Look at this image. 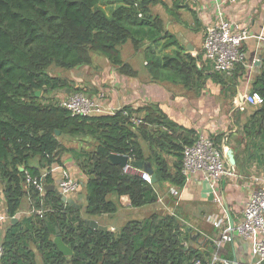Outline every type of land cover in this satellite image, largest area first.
<instances>
[{"label": "trees", "instance_id": "obj_1", "mask_svg": "<svg viewBox=\"0 0 264 264\" xmlns=\"http://www.w3.org/2000/svg\"><path fill=\"white\" fill-rule=\"evenodd\" d=\"M105 2L0 0V171L5 182L7 215L16 217L20 210L25 197L22 183L26 173L40 183L48 184L51 183L50 175H42L40 171L55 163L63 165L58 150L61 146L54 136L56 131L75 138L89 137L96 143L90 151L70 150L72 159L86 178L83 213L90 218H83L82 208L63 203L54 192H45L39 197L31 185L35 206L41 207L43 214L23 219L8 231L0 264H35V253L44 264H191L193 259H208L188 246L187 243L191 244L189 234L181 237L175 229L168 228L171 221L165 223L157 216L127 223L116 233L93 229L87 224V220L95 216L116 211V205L109 197L128 196L131 206L140 208L156 201L152 189L156 183H167L177 192L182 189L185 184L181 173L182 152L198 139L194 130L179 129L178 137L181 136L182 143H174L173 133L178 129L165 119L157 106L152 110L158 116L148 110L151 115L136 128L140 131L145 124L153 123L159 126L158 135H155L160 143L167 144V151L173 150L175 154L171 172L151 148L152 143H149L152 156L144 157L135 140V130L123 115V111L131 113L128 108L114 115L83 118L71 116L58 106L46 109L35 104L37 91L52 94L68 88L66 80L48 73L50 66L71 70L90 65L91 53H99L112 65L120 66L119 47L140 35L143 39L146 32L152 31L154 18L150 15L149 5H154L157 0L108 1L116 3L110 13L99 7ZM164 60L162 68H168L172 59ZM190 65H193L192 61L188 63ZM212 76L216 78L217 75ZM78 91L83 90L75 92ZM251 93L264 99V62L251 85ZM243 127L248 130L245 135L251 140L248 144L252 146L247 145L248 150L255 149L254 137H264V102L250 113ZM221 139L222 136L212 138L218 147H221ZM258 150L264 151V144ZM253 151L249 158H255ZM112 153L127 155L133 161L152 163L157 182L150 184L137 175L122 174L121 168L108 159ZM34 159H37V165L30 163ZM238 160L236 156V167L243 170L244 164L240 165ZM40 200L42 205H39ZM23 223L30 228V233L22 231ZM55 229L72 250L71 257H65L53 244L51 238L56 235ZM29 243L35 245V252ZM226 257L231 259L230 255Z\"/></svg>", "mask_w": 264, "mask_h": 264}, {"label": "crops", "instance_id": "obj_2", "mask_svg": "<svg viewBox=\"0 0 264 264\" xmlns=\"http://www.w3.org/2000/svg\"><path fill=\"white\" fill-rule=\"evenodd\" d=\"M149 8L150 15L154 18V27L151 32H146L145 38L142 39V35H140L139 39L127 41L131 43L129 56L126 53L127 47H122L127 42L119 47L122 65H112L107 60L97 63L92 60L91 65H82L76 68L77 72L80 71V75L74 76V87L84 88L81 90L89 96H95L103 91L106 93V103L112 108L115 110L128 108L129 112L131 111L142 120L147 115H151L150 112L152 115L156 114L152 109H154L153 106H157L165 119L172 122L178 129L173 133L174 143H182L181 136L178 137L181 133L179 129L194 130L198 137L210 139L222 136L221 146L229 147L233 151L234 174L222 178L217 184L216 191L219 201L212 202L220 206V211L207 216V223L211 225L213 233L205 228L204 232L200 231L201 241H197L195 249L208 259L218 251L217 254L220 258L227 259L226 255H230L231 259L229 260L233 261L235 257L238 264H249L252 258L249 242L234 234L230 242L222 244L217 249L216 244L221 238L222 229L216 228L208 221V218L210 216L224 218L229 225V215L234 225H237L241 220L242 210L249 192L256 188L253 178L264 173L263 171L255 176L250 170V165L264 164V151L258 150L264 144V137L258 136L257 139L254 137L252 141L255 149L248 150L247 145H252L248 144L251 140L245 135L248 130H245L243 125L246 124L250 113L246 112L248 109L241 110L237 105L240 94L243 96L246 93H251V85L259 75L264 62V48L256 38L264 34V0H236L235 2L226 0H157V3L149 5ZM219 14L229 22L246 27L254 36L245 45L246 60L240 66L235 67L230 75L216 74L203 60L202 44L205 29L218 21ZM138 55L145 57L142 67L136 61ZM165 58L172 59L168 68L161 66ZM190 61L193 63L192 66L190 65L191 68L188 66ZM152 62L155 63L153 67L151 66ZM212 74L217 75L216 78ZM69 92L66 90V94ZM137 127L132 126L135 130V140L141 146L144 157L152 156L150 153L151 144H149L152 143L151 148L161 156L168 165L169 171L172 172L176 160L175 154L173 150H166L167 144L159 142L157 136L159 126L156 123L145 124V128L140 131H136ZM162 129L166 130L165 127ZM224 139H227L226 145H224ZM252 150H254L255 158L252 156L249 158ZM236 156L237 160L239 158V164H244L243 170L236 167ZM63 160L61 158L62 166L55 163L43 168L40 172L42 175L45 173L51 177V183H45V185L57 188L62 173L66 171L80 185V190L75 195L68 197L71 201L70 204L81 208L84 205V200L77 198L84 195L86 178L74 160L68 159L66 162ZM150 165L154 170V165L152 163ZM262 167L264 168V166ZM202 181L200 174H189L185 178L184 187L178 190L179 202L176 201V205H179L180 201L187 203L198 198L208 201L201 196L200 183ZM152 189L156 195V201L140 208L132 207L128 196H122L120 199L109 197L115 203L116 211L104 216L110 219L122 212L132 213L142 209L141 217V215L150 212L146 209L148 205L162 202L161 198H166L168 193L173 196L171 190L174 188L167 183L160 185L156 183ZM36 209L35 206H32L30 209L20 210L18 215L13 218H10L5 211L6 218H9L10 222L9 224L5 221L4 224L0 223V246L2 248L6 242L8 231L23 219L36 217ZM18 217L19 219H17ZM94 218L89 220L96 221ZM143 220H130L125 224H118L115 221L105 222V224L96 222L98 225L106 227L110 232L116 233L127 223L142 222ZM21 229L29 231L27 234L30 233V228L26 227V223H23ZM54 237L55 235L51 240ZM184 245L186 246V244ZM29 247L32 251L36 249L35 245L30 243ZM34 262L35 264H44L37 253H35Z\"/></svg>", "mask_w": 264, "mask_h": 264}, {"label": "built area", "instance_id": "obj_3", "mask_svg": "<svg viewBox=\"0 0 264 264\" xmlns=\"http://www.w3.org/2000/svg\"><path fill=\"white\" fill-rule=\"evenodd\" d=\"M226 1L235 2L236 0ZM253 37L246 27H240L229 22L219 14L218 21L205 29L202 44L203 60L210 65L213 72L230 75L237 65L243 64L246 60L245 45ZM256 38L264 48V34ZM263 102L264 99L259 94L246 93L243 95V99L237 102V105L243 110L247 107H259ZM57 106L65 109L71 116L83 118L114 115L120 111L106 103V93L103 91L95 96H89L84 91L73 92L59 98ZM123 115L128 118L133 127L142 123V119L132 113L123 111ZM227 149L222 146L218 147L210 138L198 137L194 144L183 149L182 175L187 178L191 173L200 174L203 180H206L213 189H216L222 178L234 174L233 167L229 165L226 159ZM129 160L132 159L129 157ZM121 171L124 175H138L143 181L150 183V176L146 172L137 170L130 165H126ZM26 179L37 191L39 197H43L46 192L45 184L30 177L27 173ZM253 182L256 188L249 192L242 210L241 220L237 225H234L232 230L224 218L210 216L208 221L216 228L222 229L221 238L216 244L217 249L222 244L230 242L233 235L236 234L251 245L252 258L249 264H264V173L253 178ZM56 189L61 195L68 198L79 190V184L64 171ZM214 193L216 194L215 200L219 201L217 191L215 190ZM171 194L177 196L178 192L172 189ZM42 203L43 201L40 200L39 205ZM35 212L40 217L43 214L41 207L37 208ZM1 221L2 217H0V223ZM217 253L218 251L205 261L193 259L191 264H233L232 260L220 258ZM3 254L4 249L0 246V258Z\"/></svg>", "mask_w": 264, "mask_h": 264}, {"label": "rangeland", "instance_id": "obj_4", "mask_svg": "<svg viewBox=\"0 0 264 264\" xmlns=\"http://www.w3.org/2000/svg\"><path fill=\"white\" fill-rule=\"evenodd\" d=\"M108 1H112V0H108ZM108 1L106 0L105 3H101L99 7L105 12L110 13L111 9L116 8V3H109ZM130 46H131L130 42H127L124 46H122V47H127L126 53L128 56L131 54ZM90 56L92 60H95L96 63L101 60L102 61L107 60L104 56L100 55L99 53H91ZM144 58L145 57H141L140 55L137 56L136 61L139 63L140 67H142V62ZM76 68L67 70V69H63V68H60L54 65L50 66L48 68V73H50L52 76H57L61 79L66 80V83L68 84V88H66L65 90L52 93V94L37 91L36 92L37 94L35 93L36 99H37L35 104L39 107L41 106L46 109L55 108L57 107V102L59 101V98L64 97L65 95H69L78 89H84V88L74 87L75 86L74 76L80 75V71L77 72ZM83 78H86V77H83ZM76 84L77 86L79 85L77 81H76ZM66 90H69L70 92L66 94ZM246 110H247L246 112L252 113L255 110V108L247 107ZM54 136L57 139V142L60 143L59 145L61 147H59L58 150H60L61 158H63L64 159L63 161L65 162L68 159H72L70 150L78 151L80 149H87L90 151L95 147V144H96L93 141V139L89 137L75 138V137H70L68 135L60 134V132L58 134L55 132ZM30 163L35 165L37 163V159L32 160ZM257 166L258 165L256 164L250 165L251 167L250 170H252L254 175L255 174L259 175L261 172L264 171V168L262 166L260 165L258 167ZM21 170L23 172V168H21ZM22 187L25 190V197L22 200V205L20 207V210H23L26 208L30 209L32 208V206L36 205V198L33 199L32 197V194H35V193H31V190H32L31 184L27 182V179H25L24 182L22 183ZM4 191H5V182L2 179V175L0 171V217H2L1 223L4 224L3 222L5 221V223L9 224L10 220L9 218H6L7 216L5 214L6 206H5ZM76 193H74L73 195H75ZM77 199L84 200L83 204H85V195H81ZM161 199H162V202H157L158 204L156 203L155 205L153 204L148 205L146 209L150 210V212H147L146 215H141V217H140V214H143L142 209L139 210L138 212L134 211L132 213L122 212L121 214H117L113 216V218H110V219L104 215L95 216V218L94 217L93 218L96 219V221L99 224H105V222H110V221H113V222L115 221L118 224H125L127 221H130V220H141V219L143 220L144 218H147V217L151 218L152 216H157V217L162 218L165 223H167L168 221L169 222L171 221V225L168 228H171V230L175 229L176 232L181 235V237H185L186 234H189L190 236L189 240L191 241V244L190 243H187V244L188 246H191L194 249L196 248L197 241H201V237L198 236L200 231L204 232L203 229L205 228V230L208 229L207 231L210 230L211 233H213L212 231L213 229L211 228V225L207 223V216L208 214L215 213V212L218 213L220 211V206L217 203H213L212 201H204L203 199L198 198L195 201L187 202L188 204L184 201L182 202L180 201L179 205H176V201H178V195L171 196L169 193L166 198L162 197ZM81 208H82L81 216L86 219L90 218V216L83 213V210H84L83 206ZM154 208L155 210H153ZM205 234L207 233L205 232ZM37 255L38 257H40L39 254Z\"/></svg>", "mask_w": 264, "mask_h": 264}, {"label": "water", "instance_id": "obj_5", "mask_svg": "<svg viewBox=\"0 0 264 264\" xmlns=\"http://www.w3.org/2000/svg\"><path fill=\"white\" fill-rule=\"evenodd\" d=\"M239 99L240 100L243 99L242 94L239 95ZM56 133L58 134L59 132L56 131ZM108 159L112 164L119 166L121 169H123L126 165H130L137 170L146 172L150 176V184H155L157 182L156 174L154 173V170L152 169L150 163L148 162L129 160V157L127 155L114 154V153L110 154ZM226 159L231 167L235 166L233 151L229 148L226 151ZM200 185L202 187L201 189L202 198L207 199L208 201H214L216 195L214 192L216 189H213L206 180H203L200 183ZM44 188L46 192L56 193V195L61 199L63 203H71V201L67 197L61 195L54 186L45 185ZM228 221H229V227L232 230L234 228V223L229 215H228ZM87 224L93 229H99L103 231L107 230L106 227L98 225V223L94 220H87ZM55 232L56 235L52 239L53 244L55 245L57 250L65 257H71L73 255L72 250L63 242L62 238L58 235L57 229H55ZM233 264H238L235 257L233 258Z\"/></svg>", "mask_w": 264, "mask_h": 264}]
</instances>
